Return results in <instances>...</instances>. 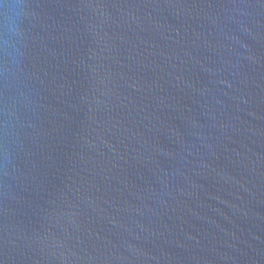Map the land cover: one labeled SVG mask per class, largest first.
Returning <instances> with one entry per match:
<instances>
[{
	"label": "water",
	"instance_id": "obj_1",
	"mask_svg": "<svg viewBox=\"0 0 264 264\" xmlns=\"http://www.w3.org/2000/svg\"><path fill=\"white\" fill-rule=\"evenodd\" d=\"M0 264H264V0H0Z\"/></svg>",
	"mask_w": 264,
	"mask_h": 264
}]
</instances>
